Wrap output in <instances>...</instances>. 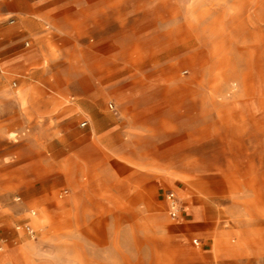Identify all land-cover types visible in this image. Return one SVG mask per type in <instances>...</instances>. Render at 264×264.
<instances>
[{"label":"rangeland","instance_id":"1","mask_svg":"<svg viewBox=\"0 0 264 264\" xmlns=\"http://www.w3.org/2000/svg\"><path fill=\"white\" fill-rule=\"evenodd\" d=\"M117 2L116 56L47 64L34 86L69 101L103 89L105 111L85 103L52 127L0 96V170H17L0 183L21 204L48 192L22 235L42 264H264V0ZM162 188L194 210L172 218Z\"/></svg>","mask_w":264,"mask_h":264},{"label":"crops","instance_id":"2","mask_svg":"<svg viewBox=\"0 0 264 264\" xmlns=\"http://www.w3.org/2000/svg\"><path fill=\"white\" fill-rule=\"evenodd\" d=\"M122 25L123 15L117 0L114 8H109L107 0H0V96L14 97L18 101L14 107L6 106L5 111L12 110L28 122L52 127L59 125L61 117L66 119L78 109H85V103L105 111L109 94L103 89L92 92L83 100L69 101L56 89L38 90L34 86L44 76L47 64L78 61L87 65L108 64L116 56V52L109 50H117V28L121 29ZM7 74H18L22 78L17 92L5 88ZM13 85L17 86V82ZM123 123L115 121L113 127H120ZM52 136L53 140L58 138L56 130ZM118 157L121 160L132 159L124 153ZM51 161L52 174L54 171L58 174L59 154L53 152ZM22 171L23 168L19 170L20 173ZM16 173L12 167L0 170V176ZM163 181L171 186L173 178L165 175ZM13 184V181L0 183V264H42L36 256L34 244L22 235V228L36 222L24 209L37 205L48 192L43 196L22 192L24 201L21 204L12 199ZM170 191L174 190L162 188V196L165 195L162 198L166 202ZM193 210L192 204L188 205L178 218ZM227 236L221 233L216 237L226 241Z\"/></svg>","mask_w":264,"mask_h":264},{"label":"built area","instance_id":"3","mask_svg":"<svg viewBox=\"0 0 264 264\" xmlns=\"http://www.w3.org/2000/svg\"><path fill=\"white\" fill-rule=\"evenodd\" d=\"M11 22H13V20H11ZM111 107H113L112 104H111ZM86 124L87 122L84 121L82 123V126H85ZM166 197H167V201L169 204V212H170L171 217L174 219L178 218L182 210V205H181V202L178 196L176 195L175 192L170 191L167 193ZM31 234L33 235V233ZM196 242H198V240H196Z\"/></svg>","mask_w":264,"mask_h":264}]
</instances>
